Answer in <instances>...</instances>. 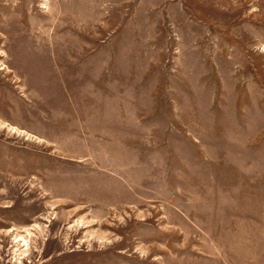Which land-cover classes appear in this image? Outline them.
I'll list each match as a JSON object with an SVG mask.
<instances>
[{
	"label": "rangeland",
	"instance_id": "1",
	"mask_svg": "<svg viewBox=\"0 0 264 264\" xmlns=\"http://www.w3.org/2000/svg\"><path fill=\"white\" fill-rule=\"evenodd\" d=\"M0 264H264V0H0Z\"/></svg>",
	"mask_w": 264,
	"mask_h": 264
},
{
	"label": "bare ground",
	"instance_id": "2",
	"mask_svg": "<svg viewBox=\"0 0 264 264\" xmlns=\"http://www.w3.org/2000/svg\"><path fill=\"white\" fill-rule=\"evenodd\" d=\"M21 237V236H20ZM22 238V237H21Z\"/></svg>",
	"mask_w": 264,
	"mask_h": 264
}]
</instances>
